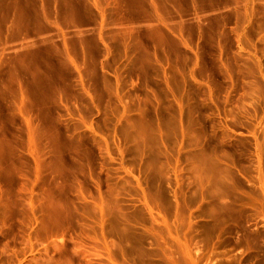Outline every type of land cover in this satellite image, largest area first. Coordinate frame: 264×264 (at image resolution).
<instances>
[{
	"label": "rangeland",
	"instance_id": "1",
	"mask_svg": "<svg viewBox=\"0 0 264 264\" xmlns=\"http://www.w3.org/2000/svg\"><path fill=\"white\" fill-rule=\"evenodd\" d=\"M122 1L0 0V264H264V0Z\"/></svg>",
	"mask_w": 264,
	"mask_h": 264
},
{
	"label": "bare ground",
	"instance_id": "2",
	"mask_svg": "<svg viewBox=\"0 0 264 264\" xmlns=\"http://www.w3.org/2000/svg\"><path fill=\"white\" fill-rule=\"evenodd\" d=\"M114 6L118 9L119 8V0H114ZM126 6H129L131 11H129L130 14H128L126 17L128 20H146L151 21L153 20L155 14V0H123ZM123 1L120 2L121 6L123 5ZM79 3L84 6L86 9L90 8L89 4L87 3V0H79ZM91 4L94 7H99L100 9V15L103 17L104 15V9L99 6L98 0H92ZM42 5V4H41ZM40 15L46 16V12L44 7H40ZM65 51H67L65 49ZM68 58H70L69 55H67ZM52 87V86H51ZM47 89H50V86L46 87ZM24 126L22 130H18V133L12 134L13 141L17 144L23 143V146L25 150L27 151V154L30 156V158L33 161L34 164V173L37 175L40 171V164L42 162V150L38 146L39 139H50L48 135L45 136V134L42 133L40 127L38 125H35L31 122L30 119L27 117H24ZM58 139H63L66 143H70V140L66 139L64 136H54L52 137V142L57 143ZM15 146V145H14ZM15 149L17 147L15 146Z\"/></svg>",
	"mask_w": 264,
	"mask_h": 264
}]
</instances>
